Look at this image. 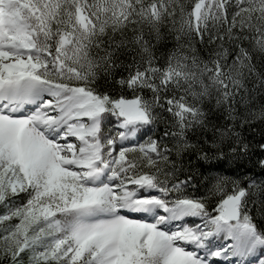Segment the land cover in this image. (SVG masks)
<instances>
[{
  "label": "snow or ice",
  "instance_id": "snow-or-ice-1",
  "mask_svg": "<svg viewBox=\"0 0 264 264\" xmlns=\"http://www.w3.org/2000/svg\"><path fill=\"white\" fill-rule=\"evenodd\" d=\"M256 135L264 0H0V264H264Z\"/></svg>",
  "mask_w": 264,
  "mask_h": 264
},
{
  "label": "trees",
  "instance_id": "trees-1",
  "mask_svg": "<svg viewBox=\"0 0 264 264\" xmlns=\"http://www.w3.org/2000/svg\"><path fill=\"white\" fill-rule=\"evenodd\" d=\"M249 135L251 137L252 135H255V134L250 133ZM256 139H258V140H264V136L256 135ZM214 163H219V162H214ZM223 167L225 169L231 170V169H234L235 168V165H230L228 162L225 161V162H223ZM201 170H203V169H201ZM229 174H231V171L229 172Z\"/></svg>",
  "mask_w": 264,
  "mask_h": 264
}]
</instances>
